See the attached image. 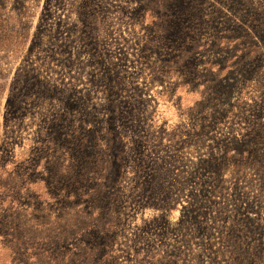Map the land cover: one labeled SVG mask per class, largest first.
<instances>
[{
	"label": "rangeland",
	"instance_id": "rangeland-1",
	"mask_svg": "<svg viewBox=\"0 0 264 264\" xmlns=\"http://www.w3.org/2000/svg\"><path fill=\"white\" fill-rule=\"evenodd\" d=\"M0 264H264V0H0Z\"/></svg>",
	"mask_w": 264,
	"mask_h": 264
}]
</instances>
